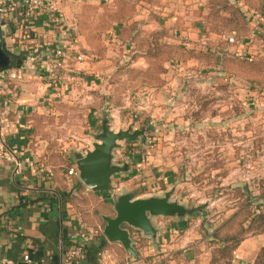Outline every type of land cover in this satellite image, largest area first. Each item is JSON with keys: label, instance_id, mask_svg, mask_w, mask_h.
<instances>
[{"label": "rangeland", "instance_id": "374dc122", "mask_svg": "<svg viewBox=\"0 0 264 264\" xmlns=\"http://www.w3.org/2000/svg\"><path fill=\"white\" fill-rule=\"evenodd\" d=\"M57 6L71 41L54 44L66 56L57 78L38 79L45 90L33 115L50 173L67 174L72 152L92 148L103 119L113 131L144 129L113 149L123 167L114 190L170 191L171 200L198 208L187 222L198 237L188 243L203 239L200 257L229 246L223 239L248 224L243 203L264 213V0Z\"/></svg>", "mask_w": 264, "mask_h": 264}, {"label": "crops", "instance_id": "0c3cea01", "mask_svg": "<svg viewBox=\"0 0 264 264\" xmlns=\"http://www.w3.org/2000/svg\"><path fill=\"white\" fill-rule=\"evenodd\" d=\"M20 2L0 0V46L8 57L7 66L0 65V145L11 151L19 163L17 169L12 163L0 165V262L62 264L64 251L78 241L77 219L92 228L96 225L97 235L89 244H97L99 248L105 239L102 233L104 224L101 225L91 214L92 208L86 209L85 219L80 212L83 205L79 198L71 201V197L77 195V189L82 187L85 195L94 192L98 201L108 203L112 212L113 204L109 193L92 191L78 175H68L63 170L50 173L44 161L46 149L43 140L35 134L33 115L40 111L36 100L44 92L45 84L37 81L46 74L50 78L58 77L59 69L48 72L50 62L56 60L54 44L70 43L71 39L65 32L67 25L61 21L56 23L49 10L24 16ZM111 184L113 192L118 193ZM121 191H133L136 198L159 196L138 193L134 186ZM104 215L113 216L114 212L112 215L101 214L102 222ZM151 221L158 229L155 241L141 231L129 228L137 258L127 253L118 242L105 239L99 248L97 263H208V256H199L202 253L198 243L203 240L200 231L201 239H196L194 245L188 243L198 237H194L187 218L177 220L156 216ZM262 246L264 234L244 239L235 251L232 264H251ZM25 255L29 256V262L23 259Z\"/></svg>", "mask_w": 264, "mask_h": 264}, {"label": "water", "instance_id": "95a60500", "mask_svg": "<svg viewBox=\"0 0 264 264\" xmlns=\"http://www.w3.org/2000/svg\"><path fill=\"white\" fill-rule=\"evenodd\" d=\"M8 64V57L0 46V65ZM144 134V129L113 131L107 119L101 121V130L94 136L92 148L85 154L72 152L79 180L92 191L106 192L111 195L113 216H102L103 236L110 242H118L134 258L129 228L141 231L143 235L156 240L158 229L152 224V217L162 216L183 220L196 214L198 208H188L170 199V191L162 195L136 198L133 191L114 193L112 177L123 171V167L113 162V149L117 141H134ZM103 239L99 248L104 244Z\"/></svg>", "mask_w": 264, "mask_h": 264}, {"label": "built area", "instance_id": "2783aa9c", "mask_svg": "<svg viewBox=\"0 0 264 264\" xmlns=\"http://www.w3.org/2000/svg\"><path fill=\"white\" fill-rule=\"evenodd\" d=\"M64 0H21L20 4L23 8V15L29 16L33 14V12L42 14L44 10H49L52 14V17L56 23H60L61 21V11L59 10L57 3ZM228 41L231 43H236L237 41L233 36H228ZM65 48H55L53 50V56H55L56 60L50 62L49 68L51 69H59L62 65V60L66 56ZM82 55L78 54L77 59H82ZM251 60V58H249ZM5 163H12L16 169L19 167L18 160L15 155L9 151L4 149L2 145H0V165ZM68 175H76L77 170L75 167H70L67 170ZM77 238L78 241L75 245H71L64 251L63 257L64 262L62 264H87L85 261V251L84 248L87 244L97 235V230L89 227L85 222L81 219H77ZM23 259L27 262L30 261L28 255H25ZM0 264H2L0 262Z\"/></svg>", "mask_w": 264, "mask_h": 264}, {"label": "trees", "instance_id": "16d2710c", "mask_svg": "<svg viewBox=\"0 0 264 264\" xmlns=\"http://www.w3.org/2000/svg\"><path fill=\"white\" fill-rule=\"evenodd\" d=\"M81 188L77 189V195L71 197V201L75 202V200L73 199L80 197L79 193H82ZM80 198L81 199H79V202H81L83 205L80 207V212L84 216L86 213L84 211H86V209H89L88 208L89 198H92V200L96 199V195L94 192L89 191L87 195H85L84 197H80ZM240 209L245 211L244 215L245 214L246 215L243 218V221L244 222L248 221L247 226L244 227L243 224L240 225L238 222V226H240V232L237 233L236 235L234 234L229 237H225L223 241L226 243L231 241V244L229 246L224 245L222 247H219L217 250L214 249L209 257V261L207 264H231V261L233 259L231 253H233L238 248L240 243L244 240L242 235L245 232L251 231L252 234H264V213L263 212H251L248 210L249 208L247 204H244V203ZM91 214L101 223V225H103L104 222L101 221L100 215L101 214L112 215L113 212L110 206L108 205V203H104V202L97 200L96 204L92 206ZM100 250L101 249L97 248V244H93V243L87 244L86 247L84 248L86 263L87 264H98L97 254L100 252ZM254 264H264V246H262L259 249L258 254L256 256V261Z\"/></svg>", "mask_w": 264, "mask_h": 264}]
</instances>
